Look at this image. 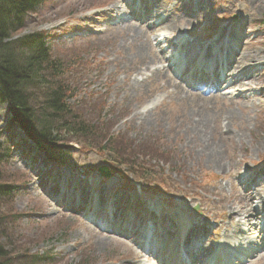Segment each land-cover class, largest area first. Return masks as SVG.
<instances>
[{
	"label": "rangeland",
	"instance_id": "1",
	"mask_svg": "<svg viewBox=\"0 0 264 264\" xmlns=\"http://www.w3.org/2000/svg\"><path fill=\"white\" fill-rule=\"evenodd\" d=\"M153 1L163 5L162 11L170 17L158 26L161 28L132 20L135 14L127 0H48L28 16L22 35L34 31L48 34L54 55L67 65L65 81L75 90V107L90 120L108 123L106 130L120 138L118 148L134 150L122 158L134 162L141 172L152 171L153 178L144 187L145 196L155 199V207L178 214L179 219L207 222L211 226L207 243L213 241L214 250L227 243L226 249L236 256L238 248L232 240L240 237L238 221L243 217L232 220L229 213L231 206L238 207L233 206V197L239 174L254 177L255 202L264 201V179H256L253 173L264 171V61L258 62L264 58V0H217L215 5L200 8L199 0H193L182 10L175 0ZM235 15L243 18L244 33L249 34L243 54L253 61L248 64L256 69L253 79H234V94L225 97L194 96L183 85L180 89L165 67L163 34L171 33L173 41L179 42V37L188 33L200 37L202 45L213 44L221 26ZM192 48L198 49V45ZM8 112L0 105L2 142L12 149L0 161V174L3 181L20 186L5 208L14 218L4 227L2 238L14 257L13 264H140L126 239L99 232L80 215L58 208L44 193L49 188L53 196L62 194L67 177L77 179L78 184L83 179L84 184L78 187L87 196L97 183L86 181L80 172H88L92 180L98 168L112 166L114 171L112 161L117 159L87 144L69 143L75 148L73 157L60 174L46 163L33 173L21 158L27 148L24 139L18 142L17 129L5 132ZM201 120L208 123L206 138L193 133ZM11 135H17L12 142ZM214 153L215 158L210 157ZM50 169L61 176L56 184L45 174L41 176V171L52 174ZM137 180L123 169L106 180L107 186H101L98 195L118 200L127 195L124 188ZM197 205L199 208H192ZM257 221L254 218L251 224ZM241 231L248 230L241 227ZM257 254L236 264H264V252ZM141 264L148 263L142 260Z\"/></svg>",
	"mask_w": 264,
	"mask_h": 264
},
{
	"label": "trees",
	"instance_id": "2",
	"mask_svg": "<svg viewBox=\"0 0 264 264\" xmlns=\"http://www.w3.org/2000/svg\"><path fill=\"white\" fill-rule=\"evenodd\" d=\"M47 1L0 0V104L10 112L5 131L18 126L50 161L59 165L73 149L69 143H84L115 157L117 169L125 167L145 183L150 181L151 172H141L134 162L122 158H128L134 150L130 146L117 147L120 138L106 130L108 123L90 120L75 107V90L65 81L67 65L54 55L46 35L38 31L22 35L28 15ZM3 136L0 127V161L10 154ZM2 177L0 174V264H13L14 257L7 252L2 238L3 229L14 218L5 208L20 186Z\"/></svg>",
	"mask_w": 264,
	"mask_h": 264
},
{
	"label": "bare ground",
	"instance_id": "3",
	"mask_svg": "<svg viewBox=\"0 0 264 264\" xmlns=\"http://www.w3.org/2000/svg\"><path fill=\"white\" fill-rule=\"evenodd\" d=\"M249 57V58H247ZM245 59L247 62H245ZM251 59L249 55H242L241 58H239V62H238V70L241 72V76L243 77L245 74L249 73L251 71V69L247 68V65L252 63V60H248ZM264 58H259L258 62H263ZM245 62V64H244ZM256 62V63H258ZM244 64V65H243ZM180 89L181 87L178 86ZM207 121L201 120L199 121L196 126L193 128V133L196 134V136L198 135V137L200 135H203L204 138H206V133H208V126H207ZM198 133V134H197ZM205 149V148H203ZM215 150V149H214ZM205 154V151L202 150ZM214 152V151H213ZM215 153L214 154H210V157L212 156L213 158H215ZM220 167V166H218ZM221 168V167H220ZM38 176V175H37ZM244 185H247V182L244 183ZM233 202L238 204L237 208L231 207V211L229 213V217L234 220L236 219L238 216L240 215H245L244 218V227H250V229L248 230L249 233L251 235L257 234L259 231V225H251V219L255 218V216L257 215V210L256 208L253 207V200L252 198L248 195L247 192H240L239 188L237 187V191L236 194L233 197ZM260 207L262 209H264V202H261ZM223 210V208H222ZM198 220V219H197ZM202 230H205V225H203L202 223H199L197 225H194L193 228L190 229V234L192 233H200ZM242 237L241 238H236L233 239L235 240L236 243H240V244H250L251 243V238L248 236V233L245 231H242ZM211 251V247L210 246H206L204 249V256L202 254V256H200V259L202 260L203 258H205L206 254H208ZM198 263H200V261H198Z\"/></svg>",
	"mask_w": 264,
	"mask_h": 264
},
{
	"label": "water",
	"instance_id": "4",
	"mask_svg": "<svg viewBox=\"0 0 264 264\" xmlns=\"http://www.w3.org/2000/svg\"><path fill=\"white\" fill-rule=\"evenodd\" d=\"M101 175L102 176H109L110 174H109V171H108V169L107 168H103L102 170H101Z\"/></svg>",
	"mask_w": 264,
	"mask_h": 264
}]
</instances>
